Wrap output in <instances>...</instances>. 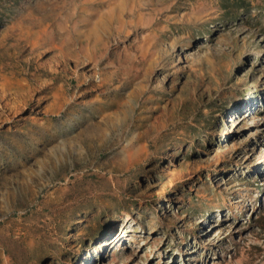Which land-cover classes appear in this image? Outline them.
Wrapping results in <instances>:
<instances>
[{
    "label": "rangeland",
    "instance_id": "obj_1",
    "mask_svg": "<svg viewBox=\"0 0 264 264\" xmlns=\"http://www.w3.org/2000/svg\"><path fill=\"white\" fill-rule=\"evenodd\" d=\"M0 264H264V0H0Z\"/></svg>",
    "mask_w": 264,
    "mask_h": 264
}]
</instances>
